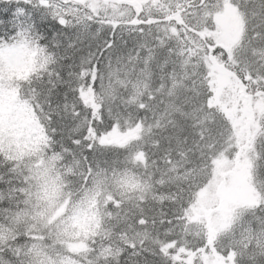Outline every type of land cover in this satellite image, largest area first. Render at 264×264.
<instances>
[{
	"label": "snow or ice",
	"instance_id": "obj_1",
	"mask_svg": "<svg viewBox=\"0 0 264 264\" xmlns=\"http://www.w3.org/2000/svg\"><path fill=\"white\" fill-rule=\"evenodd\" d=\"M0 264H264V0H0Z\"/></svg>",
	"mask_w": 264,
	"mask_h": 264
}]
</instances>
